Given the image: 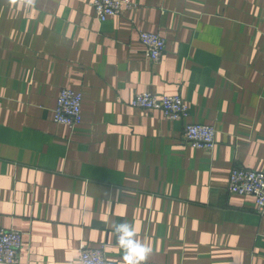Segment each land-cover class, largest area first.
I'll return each mask as SVG.
<instances>
[{"label": "crops", "instance_id": "1", "mask_svg": "<svg viewBox=\"0 0 264 264\" xmlns=\"http://www.w3.org/2000/svg\"><path fill=\"white\" fill-rule=\"evenodd\" d=\"M92 0H0V226L18 264H82V245L123 264L113 225H134L153 264H264V214L227 190L264 172V0H129L100 21ZM165 39L158 63L138 30ZM62 87L81 120L55 122ZM180 94L184 119L132 106ZM215 128L211 149L183 123ZM4 264V263H0Z\"/></svg>", "mask_w": 264, "mask_h": 264}, {"label": "built area", "instance_id": "2", "mask_svg": "<svg viewBox=\"0 0 264 264\" xmlns=\"http://www.w3.org/2000/svg\"><path fill=\"white\" fill-rule=\"evenodd\" d=\"M96 17L102 21L108 16L121 12L123 7L131 8L129 0H92ZM138 37L144 46V53L152 63L160 62L165 51V39L157 32L138 30ZM82 93L68 87H62L58 93L56 104L52 109L55 122L73 127L81 120ZM132 106L145 110L158 109L170 119H184L188 115V104L180 94L157 96L150 91L136 92L130 100ZM183 138L190 145L203 149H211L215 144V128L204 123H183ZM227 190L230 193L247 194L254 197L255 210L264 214V172L234 166L229 172ZM22 232L15 228L0 226V263L18 264ZM82 264H111L105 256L104 248L82 245L79 250ZM145 264H153L146 261Z\"/></svg>", "mask_w": 264, "mask_h": 264}, {"label": "clouds", "instance_id": "3", "mask_svg": "<svg viewBox=\"0 0 264 264\" xmlns=\"http://www.w3.org/2000/svg\"><path fill=\"white\" fill-rule=\"evenodd\" d=\"M10 3L17 4L18 0H10ZM27 6L35 3V0H23ZM113 231L117 237V243L122 250L123 264H145L152 248L137 238L134 225L127 221L113 225Z\"/></svg>", "mask_w": 264, "mask_h": 264}]
</instances>
